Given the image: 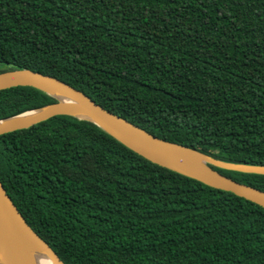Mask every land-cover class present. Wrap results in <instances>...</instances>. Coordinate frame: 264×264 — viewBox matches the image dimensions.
Here are the masks:
<instances>
[{"label":"trees","instance_id":"trees-1","mask_svg":"<svg viewBox=\"0 0 264 264\" xmlns=\"http://www.w3.org/2000/svg\"><path fill=\"white\" fill-rule=\"evenodd\" d=\"M11 70L56 78L159 139L264 166V0H0ZM55 103L2 90L0 120ZM212 168L264 192V175ZM0 184L64 264H264L262 207L71 116L0 135Z\"/></svg>","mask_w":264,"mask_h":264},{"label":"water","instance_id":"water-1","mask_svg":"<svg viewBox=\"0 0 264 264\" xmlns=\"http://www.w3.org/2000/svg\"><path fill=\"white\" fill-rule=\"evenodd\" d=\"M15 87H33L39 89L54 98L56 103L33 110L39 113H37L30 121L13 128L2 130L0 131V135L16 130L28 129L55 116H71L94 124L130 150L154 164L196 180L208 187L232 193L233 195L250 201L264 209L263 191L238 183L212 168L215 167L234 172L264 175V172L245 170V168L249 167L264 168V166L257 167L226 163L187 147L159 139L145 130L103 109L85 94L72 88L66 83L41 73H35L28 70H11L0 73V91ZM45 87L60 91L69 98L73 99L75 103L60 102L57 97L44 89ZM70 112L82 113L86 116V118L77 117ZM9 119L0 121H6ZM147 151L167 160L169 164L152 159L146 154ZM187 152L200 156L202 159L199 164H194L191 159L187 157ZM0 190L3 193V196H0V242L7 258V264H26L21 240L16 230L13 218L7 208V202L15 209V212L22 220L28 232L49 257L52 263L64 264L51 247L27 225L23 217L19 214L9 197L6 195L1 184Z\"/></svg>","mask_w":264,"mask_h":264},{"label":"bare ground","instance_id":"bare-ground-1","mask_svg":"<svg viewBox=\"0 0 264 264\" xmlns=\"http://www.w3.org/2000/svg\"><path fill=\"white\" fill-rule=\"evenodd\" d=\"M22 75H26V74H22ZM44 89H46L50 94L57 97L60 102L75 103L73 99L69 98L68 96H66L65 94L61 93L58 90H55L49 87H45ZM37 113L39 112L37 111L26 112L15 118H12L6 121H0V131L25 124L28 121H30ZM70 113L80 118H86L84 114L79 113V112H70ZM146 154L156 161L169 164L167 160L160 158L152 154L151 152L147 151ZM186 154H187V157H189V159H191V161L196 165L199 164V162L202 159L197 154H192L190 152L189 153L187 152ZM245 170H254L257 172H264V168L249 167V168H245ZM0 196L1 197L3 196V193L1 190H0ZM7 208L13 218L16 230L19 234L21 244L23 247V251H24V255H25L26 264H53L52 261L49 259V257L45 254V252L40 248V246L36 243V241L33 239L31 234L28 232L22 220L19 218V216L15 212V209L8 202H7ZM0 264H7V258L2 248L1 242H0Z\"/></svg>","mask_w":264,"mask_h":264}]
</instances>
